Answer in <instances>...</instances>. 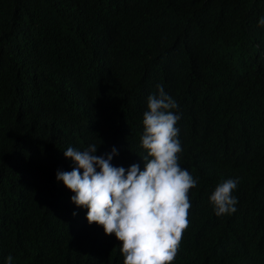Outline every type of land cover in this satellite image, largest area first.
Listing matches in <instances>:
<instances>
[{
	"label": "trees",
	"instance_id": "obj_1",
	"mask_svg": "<svg viewBox=\"0 0 264 264\" xmlns=\"http://www.w3.org/2000/svg\"><path fill=\"white\" fill-rule=\"evenodd\" d=\"M261 17L264 0H0V264H123L56 174L75 167L68 147L93 143L143 171L157 85L198 180L172 264H264ZM227 179L237 211L218 217L210 196Z\"/></svg>",
	"mask_w": 264,
	"mask_h": 264
},
{
	"label": "clouds",
	"instance_id": "obj_2",
	"mask_svg": "<svg viewBox=\"0 0 264 264\" xmlns=\"http://www.w3.org/2000/svg\"><path fill=\"white\" fill-rule=\"evenodd\" d=\"M258 24L264 27V17ZM178 107L163 85H157V93L148 97L140 138L146 152L141 157L143 171L138 164L127 169L113 166L118 155L115 147L101 155L95 143L83 151L68 147L63 152L75 167L58 171L56 180L74 193L73 204L87 209L89 225L101 226L106 235L114 234L121 242L123 264H172L188 227V193L198 180L178 163L182 152L176 127L181 118L175 111ZM238 183V179H227L216 186L210 196L216 216L237 211L232 193ZM6 264H13L11 255Z\"/></svg>",
	"mask_w": 264,
	"mask_h": 264
}]
</instances>
